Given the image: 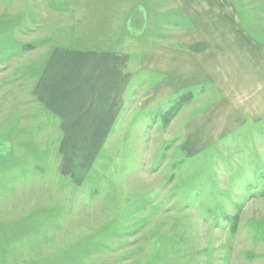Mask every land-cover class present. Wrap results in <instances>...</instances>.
<instances>
[{"label":"rangeland","instance_id":"obj_1","mask_svg":"<svg viewBox=\"0 0 264 264\" xmlns=\"http://www.w3.org/2000/svg\"><path fill=\"white\" fill-rule=\"evenodd\" d=\"M193 23L223 36L236 27L264 54V0H0L2 109L19 102L22 123L36 126L30 140L46 148L24 153L42 165L35 197L0 199L19 210L0 264H264V122L191 150L185 127L205 108L203 91L155 102V87L143 85L160 78L141 72L144 90L96 150H84L83 166H56L54 121L32 95L56 47L128 52L135 68L198 30Z\"/></svg>","mask_w":264,"mask_h":264},{"label":"crops","instance_id":"obj_2","mask_svg":"<svg viewBox=\"0 0 264 264\" xmlns=\"http://www.w3.org/2000/svg\"><path fill=\"white\" fill-rule=\"evenodd\" d=\"M193 25L198 30L186 33L172 45L156 47L153 54L140 58L136 69L131 55L124 51L63 46L51 50L34 81L32 95L54 121L56 166L67 159L68 166H83L84 150H96L131 103L133 91L142 88L145 82L139 78L141 72L160 78L154 84L143 85L155 87V102L192 88L203 91L205 108L185 127L191 150L199 146L197 142L210 145L222 138L248 134L249 127L254 130L255 125L264 122V54L259 42L235 26L228 36H223L227 34H206ZM135 79L139 83L134 84ZM3 101L0 100V135H10L11 142L1 139L0 143V199L34 198L36 167L42 165L29 160L32 156L36 159L35 154L24 153L46 148L30 140V135L36 137V126L22 123L19 102L15 108L3 110ZM195 109L182 111L185 116L188 111L190 116ZM192 134L202 138L196 140ZM22 154L28 159L20 160ZM30 167L31 174L20 175L21 170ZM17 212L0 205L1 240L4 230L12 229V216ZM11 258L15 259L11 255L3 261Z\"/></svg>","mask_w":264,"mask_h":264}]
</instances>
